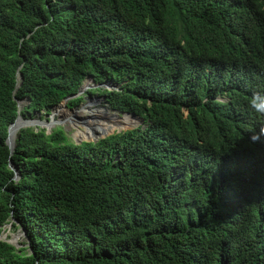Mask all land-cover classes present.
<instances>
[{"label":"trees","instance_id":"1","mask_svg":"<svg viewBox=\"0 0 264 264\" xmlns=\"http://www.w3.org/2000/svg\"><path fill=\"white\" fill-rule=\"evenodd\" d=\"M87 77L142 124L79 144L24 128L10 154L18 114L50 112ZM254 93L264 0H0V235L23 227L32 249L0 239V264H264Z\"/></svg>","mask_w":264,"mask_h":264},{"label":"rangeland","instance_id":"2","mask_svg":"<svg viewBox=\"0 0 264 264\" xmlns=\"http://www.w3.org/2000/svg\"><path fill=\"white\" fill-rule=\"evenodd\" d=\"M83 86L86 87L87 89L81 93L80 97H82V99H81V103L78 106L68 107V102H67V104L65 105L61 104L59 107L54 108V109L62 108L61 110L64 112V114L62 113L64 117H66V113L73 114V116H70V119L64 120L63 122L62 121L58 122L60 124L57 125L65 131V133L71 139L72 142H76V143L80 141L87 142L88 139L89 141L94 139L92 136L87 134V132L84 130L83 127L81 126L78 127L74 125L77 124V122L80 123L83 122V120H86L87 114L85 113L84 110L80 109L82 107H87L89 108V111L93 112V114L87 119L89 120L88 122H92L98 118L102 119L103 123L100 125V129L102 130V133L99 137L107 136L109 127H113V128L117 127V131L118 130L125 131V130L134 129L138 125H140V122H138L130 127L125 120L120 119L115 114H113L116 113L117 115L122 117V114L116 111H112L111 108L105 103V98L102 96L101 93L96 91L97 89L96 87L99 86L94 84L93 81L85 80L83 82ZM113 88L115 87L109 85L106 88L103 87L102 89H113ZM54 109L50 110V112L48 113H46V111L35 113L33 119L46 122L47 119H50L52 117L51 115ZM59 119H60L59 117L56 118V121ZM57 126L56 125L53 126L52 129H54ZM0 239L14 245L17 249L25 248L27 246L26 238L21 232L20 227L16 230H12L10 225L4 226L3 231L0 235Z\"/></svg>","mask_w":264,"mask_h":264},{"label":"water","instance_id":"3","mask_svg":"<svg viewBox=\"0 0 264 264\" xmlns=\"http://www.w3.org/2000/svg\"><path fill=\"white\" fill-rule=\"evenodd\" d=\"M85 80H92V77H87ZM18 81H19V83H18V85L16 86L17 88L21 85V82L23 81V79H22V76L21 75H19V77H18ZM110 84L108 83V82H105L104 84H102V85H98L100 88H106L107 86H109ZM111 86V85H110ZM91 87V86H90ZM99 87H96V88H99ZM16 88V89H17ZM87 88L86 87H84L83 86V84H82V86L79 88V90H78V92L75 94V95H73V96H71V97H67L66 99H64V101L61 103V104H63V105H65V104H67V102L69 101V100H71V99H73V98H77V97H79L80 95H81V93L83 92V91H85ZM15 93V92H14ZM105 98V97H104ZM16 102H17V107H18V112L20 111V106L22 105H24V103L25 104H27L28 103V100H22V101H19V100H16ZM61 104H59V105H57L56 107H59ZM21 106V107H22ZM55 108V107H54ZM53 108V109H54ZM73 111H76V110H73ZM126 115H130L129 113H125ZM19 119H21L24 123L22 124V125H20V126H18L17 127V122L19 121ZM60 123H56V126L57 125H59ZM34 127H36V128H43V129H45L46 130V133H50V130L53 128V123H52V121H51V118L50 119H47V121L46 122H42V121H37L36 119H33V118H31V119H23L19 114H18V116L16 117V119H15V121L11 124V125H9V127H8V129H7V137H6V140H5V145L8 147V150H9V152H10V154H12L13 153V151H14V149H15V140H16V138H17V136H16V138H15V140H13L12 142H10V133H11V131L14 129V130H17V133L20 131V130H22V129H24V128H34ZM108 136V135H107ZM106 136H104V137H98V138H94V139H92L91 141H89V139H88V141L87 142H92V143H96L97 141H99L100 139H103V138H105ZM82 141H80V142H77V144H79V143H81ZM9 168L12 170V172H13V174H14V179L15 180H17V178L19 177V173H18V171L15 169V167L13 166V164L10 162L9 163ZM20 229H21V232L23 233V235L25 236V238H26V243H27V247L29 248V238H28V236H27V234H26V231L24 230V228L23 227H20ZM28 251L30 252V253H32V249L31 248H29L28 249Z\"/></svg>","mask_w":264,"mask_h":264},{"label":"bare ground","instance_id":"4","mask_svg":"<svg viewBox=\"0 0 264 264\" xmlns=\"http://www.w3.org/2000/svg\"><path fill=\"white\" fill-rule=\"evenodd\" d=\"M91 105V104H90ZM21 108V106H20ZM62 109V108H61ZM60 108L59 109H54L52 111V117H51V121L53 123V126L56 125L57 122H63L64 120H68L70 119V116H73L72 113H66V117L63 116L64 112L61 110ZM81 110H84L85 113L87 114L86 115V120H83V122H77V124H74L78 127H83L84 130L87 132L88 135L92 136L93 138H97L101 135L102 133V130L100 129V125L103 123L102 119L101 118H98L92 122H88L89 120H87L92 114L93 112L92 111H89V108L87 107H82L80 108ZM63 113V114H62ZM117 116V115H116ZM60 118L59 120L56 121V118ZM118 117V116H117ZM120 118V117H118ZM120 119H123V118H120ZM125 120V119H123ZM39 121V120H37ZM126 121V120H125ZM24 122L19 119V121L17 122V127L22 125ZM73 123V122H72ZM94 125V126H93ZM110 128V127H109ZM112 130L117 131V127H111ZM119 131V130H118ZM16 135H17V130H12L11 133H10V142H12L13 140H15L16 138Z\"/></svg>","mask_w":264,"mask_h":264},{"label":"clouds","instance_id":"5","mask_svg":"<svg viewBox=\"0 0 264 264\" xmlns=\"http://www.w3.org/2000/svg\"><path fill=\"white\" fill-rule=\"evenodd\" d=\"M92 81V80H91ZM93 87V86H91ZM100 88V87H99ZM108 90H111V89H108ZM104 97V96H103ZM25 105V103H24ZM23 105V106H24ZM22 106V107H23ZM22 107L20 108V110L22 109ZM250 107L255 111L257 112L258 114H261V115H264V93H254L253 96H252V100L250 102ZM113 111V110H112ZM119 113V112H118ZM120 114H123V115H126L125 113H120ZM130 115H133L135 116L134 114H131L129 113ZM137 117V116H135ZM138 119L140 120V125L142 124V120L138 117ZM139 126V125H138ZM35 128V127H34ZM41 129V128H40ZM45 130V129H44ZM126 131V130H125ZM117 133L121 132L120 130L119 131H115ZM113 132V133H115ZM112 133V134H113ZM261 135H264V130H261L259 134H254L252 139L253 140H257L260 138ZM17 136V135H16ZM109 136V135H108ZM107 137V136H106ZM76 143V142H74ZM17 224V223H16ZM3 228L4 226L2 227V231H3ZM4 241V240H3ZM7 242V241H6ZM10 244V243H9ZM12 245V244H11ZM14 246V245H13ZM15 247V246H14ZM16 248V247H15ZM17 249V248H16Z\"/></svg>","mask_w":264,"mask_h":264}]
</instances>
